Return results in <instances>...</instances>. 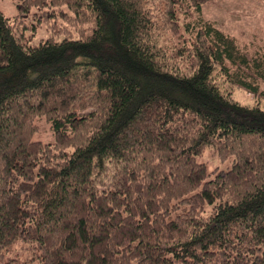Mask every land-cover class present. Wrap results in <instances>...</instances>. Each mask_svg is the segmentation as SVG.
<instances>
[{"label":"trees","instance_id":"1","mask_svg":"<svg viewBox=\"0 0 264 264\" xmlns=\"http://www.w3.org/2000/svg\"><path fill=\"white\" fill-rule=\"evenodd\" d=\"M209 1L0 10V264H31L5 258L18 239L40 264H264V103L232 96L264 101V45ZM39 117L53 142L33 140Z\"/></svg>","mask_w":264,"mask_h":264},{"label":"rangeland","instance_id":"2","mask_svg":"<svg viewBox=\"0 0 264 264\" xmlns=\"http://www.w3.org/2000/svg\"><path fill=\"white\" fill-rule=\"evenodd\" d=\"M20 0H0V10L8 17L17 12V4ZM202 15L215 21L225 32L232 34L242 45H250L252 52L256 47L264 45V0H210L201 7ZM28 21V19H27ZM182 27V21H179ZM32 34L31 44H37L49 36L44 26H39L35 31H27ZM232 96L235 100L244 104L258 102L263 105L264 101L244 90L241 87H234ZM38 130L33 135V140L51 143L55 136L44 117L35 120ZM198 162L204 163L211 171L213 169H227L231 165V159L219 160L209 149L197 157ZM211 176V175H210ZM206 210L209 206L206 205ZM5 258H15L16 261H27L31 258V264H40L37 258L28 250V245L23 240H15L5 254Z\"/></svg>","mask_w":264,"mask_h":264}]
</instances>
